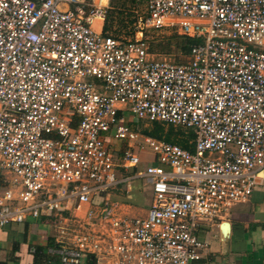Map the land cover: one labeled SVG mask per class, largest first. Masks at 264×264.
Here are the masks:
<instances>
[{"label":"built area","instance_id":"1","mask_svg":"<svg viewBox=\"0 0 264 264\" xmlns=\"http://www.w3.org/2000/svg\"><path fill=\"white\" fill-rule=\"evenodd\" d=\"M139 1L146 28L198 41L185 62L104 31L110 0H0V229L50 218L58 264H196L201 224L258 187L264 0ZM131 118L187 128L192 148ZM137 180L145 216L114 197Z\"/></svg>","mask_w":264,"mask_h":264},{"label":"crops","instance_id":"2","mask_svg":"<svg viewBox=\"0 0 264 264\" xmlns=\"http://www.w3.org/2000/svg\"><path fill=\"white\" fill-rule=\"evenodd\" d=\"M124 145L125 142L115 143L116 147ZM257 177L258 187L246 202L235 204L222 221L201 224L197 237L207 249L196 264H264V166ZM138 194L136 187L131 194L114 197L131 205L130 214L145 216L152 198L148 206H144ZM48 220L50 218L28 217L24 223H10L1 228L0 264H33L35 247H46L48 241L53 243V225L51 231ZM52 245L46 249L50 256L47 263L56 261L58 264L48 253Z\"/></svg>","mask_w":264,"mask_h":264},{"label":"rangeland","instance_id":"3","mask_svg":"<svg viewBox=\"0 0 264 264\" xmlns=\"http://www.w3.org/2000/svg\"><path fill=\"white\" fill-rule=\"evenodd\" d=\"M142 3L139 0H110L107 15L105 18V28L113 36L120 39L142 38L148 46L149 52L153 53L157 58H165L174 62H185L187 54L183 49L182 35L173 29H152L146 28L142 21ZM184 37V36H183ZM156 126H160L158 130L159 138L164 139L169 127H172L174 132H182L186 136L189 129L179 126L167 125L162 122H146L142 119L131 118L130 127L143 135H148V132H153ZM150 136V135H148ZM182 137V135H178ZM122 143V142H121ZM134 146L136 152L141 158L142 168L145 166L146 160L152 155L151 150L142 142L141 139L135 141ZM141 146V148L139 147ZM132 185L139 188L138 194L140 203L148 206L150 203L151 191L142 180L132 182ZM49 221V227L52 231V220Z\"/></svg>","mask_w":264,"mask_h":264},{"label":"trees","instance_id":"4","mask_svg":"<svg viewBox=\"0 0 264 264\" xmlns=\"http://www.w3.org/2000/svg\"><path fill=\"white\" fill-rule=\"evenodd\" d=\"M107 27L105 28V25H104L103 30L107 31L108 30ZM182 40H183L182 47L185 50V53L187 55H188L191 47L194 44L198 43V41L196 39H190V38L183 37V36H182ZM159 129H161V127L156 126V128L153 132H148L147 134L150 135L151 137L157 139V137L159 138V134H158ZM181 133L182 132H179V133L174 132L172 127H169V130L166 133V136L163 140H165L167 142H171V143H176V144H178L181 147L186 148V149H191L192 144H191L190 140L193 138L192 131L189 130V132L187 133L186 136H183V134H181ZM178 135H182V137H179ZM51 244H52V242L48 241V245L46 247H43V246H36L35 247V251L33 253V264H48L47 261L50 259V256L46 253V249ZM49 264H51V262ZM54 264H57L56 261H54Z\"/></svg>","mask_w":264,"mask_h":264},{"label":"bare ground","instance_id":"5","mask_svg":"<svg viewBox=\"0 0 264 264\" xmlns=\"http://www.w3.org/2000/svg\"><path fill=\"white\" fill-rule=\"evenodd\" d=\"M102 4H105L107 0H100Z\"/></svg>","mask_w":264,"mask_h":264}]
</instances>
